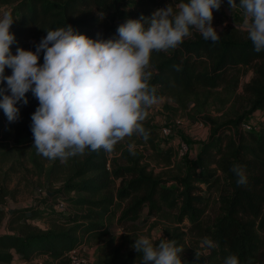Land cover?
I'll list each match as a JSON object with an SVG mask.
<instances>
[{"label": "trees", "instance_id": "obj_1", "mask_svg": "<svg viewBox=\"0 0 264 264\" xmlns=\"http://www.w3.org/2000/svg\"><path fill=\"white\" fill-rule=\"evenodd\" d=\"M179 2L0 0V6L11 7L14 22L10 31L15 36L11 53L15 55L17 48L35 52L46 31L68 24L93 40L118 39L117 29L127 20L150 18L156 10L169 4L175 8ZM216 31L220 35L216 43L194 32L175 49L153 52L146 69L151 73L148 84L155 88L157 100L168 98L185 111L193 104L195 113L189 117L210 127L211 135L201 144L194 162L183 164L180 176L165 178L149 171L145 154L138 149L130 152L120 142L111 153L86 149L82 155L69 157L60 188L50 190V196L38 207L15 208L9 214L6 231L0 233V264H34L39 257H46L45 264H69L70 251L115 237V218L119 228L127 229L144 213L150 219L164 210L178 211L179 223L188 220L193 233L215 244L207 258L183 264H224L230 255H236L240 264H264V120L257 123V130L242 127L255 113L264 115V51L256 52L239 26ZM39 55L42 65L43 53ZM249 70L253 77L239 95L242 73ZM11 74L6 68L5 75ZM6 87V82L0 83V89ZM217 90H223L226 103H233V108L244 105L231 111L224 121L202 116ZM26 98L27 105H16L20 113L15 122L0 109V151L36 149L30 126L39 102L31 91ZM142 123L148 138L140 136L141 142L149 145L153 155L171 163V154L156 145V130L149 122ZM32 161L38 165L35 157ZM59 165L57 162L50 168L49 178ZM234 165L243 169L245 185L237 184ZM59 201L69 203L73 210L67 214L56 211ZM213 203L219 205V212L206 226ZM37 219L52 225L36 227L33 223ZM182 236L171 235L175 246H181ZM118 254L116 251L114 261ZM138 260L142 262V255L128 254L115 264H136Z\"/></svg>", "mask_w": 264, "mask_h": 264}, {"label": "clouds", "instance_id": "obj_2", "mask_svg": "<svg viewBox=\"0 0 264 264\" xmlns=\"http://www.w3.org/2000/svg\"><path fill=\"white\" fill-rule=\"evenodd\" d=\"M232 12L243 10L242 27L256 52L264 51V0H227ZM222 0H180L156 10L150 18L129 19L117 29L118 39L93 40L78 34L71 25L46 31L36 51L17 48L11 53L15 36L10 13L0 14V109L10 122L19 119L16 106L28 104L30 91L38 100L31 116L34 147L45 158L66 160L85 150L111 153L127 137L148 132L143 121L148 109L157 103L156 90L146 71L153 52H167L182 44L195 29L206 40L216 43L220 35L213 27L214 10ZM148 27L145 28V23ZM235 27L237 25L235 24ZM43 53V64L39 63ZM11 75H5V69ZM179 70V69H177ZM10 93V94H9ZM134 145H129L131 152ZM232 171L237 184L247 177L239 165ZM133 249L142 255V264H183V249L162 240L157 246L145 236L135 239ZM201 248H214L204 238ZM200 253L196 251L199 259ZM224 264H240L236 255Z\"/></svg>", "mask_w": 264, "mask_h": 264}, {"label": "rangeland", "instance_id": "obj_3", "mask_svg": "<svg viewBox=\"0 0 264 264\" xmlns=\"http://www.w3.org/2000/svg\"><path fill=\"white\" fill-rule=\"evenodd\" d=\"M240 0H237L239 5ZM5 12H10L11 7L5 6ZM217 15L214 14L213 27L216 30H222L232 25L239 26L247 36L246 30L239 25V20H243L244 13L239 7L232 12L230 8L215 10ZM0 14L1 6H0ZM238 23V24H237ZM197 32L195 29L191 30V33ZM191 37V35L189 36ZM187 37V38H189ZM253 77V73L245 71L241 76V83L238 89V94L243 93V88L246 83H248ZM227 97L225 96L223 90H217L213 92V97L211 98L208 106L205 108L204 115H209L210 117L216 118L218 120L224 121L229 116L230 113L236 108H242L243 104L238 107L233 108V103L227 102ZM193 104H190L187 111L179 108V106L172 100L168 98H163L157 100V103L153 105L148 116L144 120L149 122L152 127L157 132V147H161L171 154V163L164 160L162 156L157 157L156 154L153 155L151 148L148 144H144L141 141L139 135H133L131 137L125 138L120 143L128 148L129 145H134L132 150L138 149L143 154H145V163L149 165V171H151L156 176L161 177H178L182 173L181 166L185 163L191 164L197 158V153L201 148V144L207 141L211 135L210 127L207 126L202 121H193L189 117V113H195L192 111ZM228 113V116H227ZM264 119V115L260 114L258 116H252L248 119L249 122L258 123ZM182 122L180 128H174L175 136L165 138L162 133V127L166 125H174L176 121ZM178 137H182L189 145L190 152L182 160L177 158V148H178ZM5 149H10L7 147ZM14 149V148H13ZM11 150L6 153L0 151V196L3 200H0V232L5 230V224H7V219L11 210L15 208H26L39 206L40 202L44 201L50 196V190H56L61 187L63 180L66 176V167L68 161L61 160L59 158L52 160L45 158L41 154H38L36 149L33 147L27 150ZM160 149L158 148V152ZM32 157H35L37 164L33 163ZM59 163L58 171L49 178L48 171L50 168ZM63 170V171H62ZM119 186V181H117ZM173 184L170 183L169 186ZM75 195H72L74 197ZM65 202V201H64ZM67 205V211L60 212L67 214L72 211L73 208L70 207L69 203L65 202ZM126 203V202H125ZM41 209H44V205L41 204ZM53 209V208H52ZM56 208V205L54 207ZM219 205L213 203L211 209L206 216V226L212 224V221L216 218ZM57 211V210H56ZM120 212L117 214V218ZM178 211L164 210L160 214L148 219L145 213L136 224L128 226L127 229H121L116 225V218L113 223L115 225V237H108L102 241H93L85 245L87 251L84 253L87 264H115L121 261L128 254H139L137 253L132 245L135 243V239L140 236L148 237L154 246H157L160 241L168 240L175 242L171 235L179 234L182 236L183 243L180 248L183 249L181 253V259L183 262L196 263L198 261L196 257V251H199L200 256L207 258L211 254L212 248H201V242L203 237H198L196 233L190 230V222L188 220L182 223L178 221ZM36 227L42 229L49 228L52 224L41 221L39 219L35 220L33 223ZM206 238V237H205ZM116 251H119L117 255V260H113ZM36 260L46 262V257H39ZM18 264V263H15ZM136 264H142L140 260Z\"/></svg>", "mask_w": 264, "mask_h": 264}, {"label": "built area", "instance_id": "obj_4", "mask_svg": "<svg viewBox=\"0 0 264 264\" xmlns=\"http://www.w3.org/2000/svg\"><path fill=\"white\" fill-rule=\"evenodd\" d=\"M221 9H228L229 4L227 2V0H222L221 3ZM261 114H263V112H260ZM182 126V122L180 121H176L174 123V125H166L164 127H162L161 129V133L165 138L168 137H172L175 136L174 134V128H180ZM243 128L247 129V130H257L258 126H257V122L256 123H252L249 121H246L243 125ZM178 152H177V158L179 160H182L184 157H186L189 152H190V147L188 145V143L182 138V137H178V148H177ZM66 203L63 201H59L56 204V209L59 212H65L67 211V207H66ZM87 251V248L85 246H82L80 248L74 249L72 251H70L67 255L68 257V261L69 264H87L86 263V259H85V255L84 253ZM34 264H45V262L40 261V260H34L33 262Z\"/></svg>", "mask_w": 264, "mask_h": 264}, {"label": "crops", "instance_id": "obj_5", "mask_svg": "<svg viewBox=\"0 0 264 264\" xmlns=\"http://www.w3.org/2000/svg\"><path fill=\"white\" fill-rule=\"evenodd\" d=\"M5 10H6V7L5 6H1V12H2V14L3 13H5ZM7 13H9V12H7ZM261 113L260 112H257V113H255V116H258V115H260ZM254 116V115H253ZM264 120V119H263ZM6 230H3L2 232H0V233H3V232H5Z\"/></svg>", "mask_w": 264, "mask_h": 264}, {"label": "water", "instance_id": "obj_6", "mask_svg": "<svg viewBox=\"0 0 264 264\" xmlns=\"http://www.w3.org/2000/svg\"><path fill=\"white\" fill-rule=\"evenodd\" d=\"M10 212H11V214H12V213L14 212V210H11Z\"/></svg>", "mask_w": 264, "mask_h": 264}]
</instances>
